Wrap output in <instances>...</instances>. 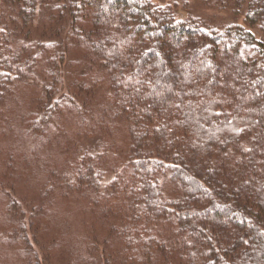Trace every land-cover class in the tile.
<instances>
[{"label": "trees", "instance_id": "trees-1", "mask_svg": "<svg viewBox=\"0 0 264 264\" xmlns=\"http://www.w3.org/2000/svg\"><path fill=\"white\" fill-rule=\"evenodd\" d=\"M159 2L0 0V264H264V0Z\"/></svg>", "mask_w": 264, "mask_h": 264}, {"label": "rangeland", "instance_id": "rangeland-1", "mask_svg": "<svg viewBox=\"0 0 264 264\" xmlns=\"http://www.w3.org/2000/svg\"><path fill=\"white\" fill-rule=\"evenodd\" d=\"M156 1L157 2L160 1L159 3H164V2L167 3V2H172L173 0H156ZM187 1H189L188 2L189 7L192 8V10L196 12L195 13L196 15H204V16L211 17L212 21H216L217 23L225 21V19H235L236 21L242 20L241 17L235 18L233 15H231L229 13V11H218V10L213 9V8L204 7L201 3V0H187ZM180 2H181V0H180ZM67 18H68V15L65 13L63 15V19H62L63 24L65 22L67 23ZM43 25H44L43 20L36 23V25L33 29V31L36 30L34 33V37L37 38L41 35L48 36L47 34L56 32L55 29H49V26L47 24H46V29H43ZM59 31H60V33L65 32V30H61V29ZM60 40H61V45H63V39H60ZM55 42H58V41L54 40V44H55ZM64 44H65L64 47L67 49V51H66V57L67 58H66V61L64 64L65 76L62 79L61 85H62L63 89H67V85L69 86V84H68V82L70 80L69 78L76 76L79 78V80L81 79L80 77L83 74L82 71L84 70L85 65L83 64L84 62L80 63V60L77 61V59H79L80 57L77 55V51L74 48L73 40L70 37L64 38ZM56 45L58 46V44H56ZM59 47H60V45H59ZM58 49L62 50L63 47H60ZM76 82H79V81L77 80V81H75V83ZM80 141L83 144L88 143L91 146L95 142L94 138H90V137L81 138ZM44 182H45V179H41L37 183L35 181L28 182L27 184H24L23 188H20V185H19V190L23 191V193L28 192L29 196L33 197L34 196L33 194L35 193V191L38 192V190L40 188H42V185ZM55 185H57V184H55ZM54 188H56V186ZM3 206H5V205H3ZM56 208L58 209L59 205L55 206V209ZM72 212L70 214L75 213V212H73V213ZM34 243H36V245H35L36 253H35L33 245H32L33 250L31 252H29V253H22L21 252L22 254H28L26 257H24L21 260V264H31V263L33 264V262L35 264L36 258H39L40 260H44V258L40 254H44L42 248L45 245H41L38 247V243H37L36 239H34ZM35 254H37V255H35ZM42 264H45V263H42ZM51 264H64V263H63V260L61 259V260L57 261L56 263L52 262Z\"/></svg>", "mask_w": 264, "mask_h": 264}]
</instances>
